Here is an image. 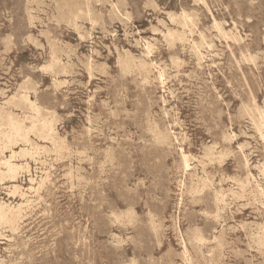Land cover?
<instances>
[{
  "label": "rangeland",
  "instance_id": "rangeland-1",
  "mask_svg": "<svg viewBox=\"0 0 264 264\" xmlns=\"http://www.w3.org/2000/svg\"><path fill=\"white\" fill-rule=\"evenodd\" d=\"M76 2L75 26L68 0H0V103L26 79L63 140L57 152L30 136L49 150L18 160L25 198L0 182L1 201L25 202L14 227L0 225V264H264V136L243 111L264 109V0ZM182 11L184 29L168 18ZM166 28L185 38L165 39ZM126 49L155 63L148 80L121 67ZM53 50L65 72L40 69ZM212 144L222 159L205 157ZM29 178L45 180L31 191Z\"/></svg>",
  "mask_w": 264,
  "mask_h": 264
},
{
  "label": "bare ground",
  "instance_id": "bare-ground-1",
  "mask_svg": "<svg viewBox=\"0 0 264 264\" xmlns=\"http://www.w3.org/2000/svg\"><path fill=\"white\" fill-rule=\"evenodd\" d=\"M77 0H68L71 4L75 5V11L72 13V18H73V23L76 24V21L78 18H80V15L83 13L82 8L77 5ZM61 6V5H60ZM59 6V7H60ZM116 8V5H115ZM62 10V7L60 8ZM59 9V11H61ZM68 9V8H67ZM114 9V8H113ZM63 11V10H62ZM127 11V10H126ZM65 13V12H64ZM70 13V12H69ZM68 14V13H67ZM71 14V13H70ZM86 14H90L89 7L87 6L86 8ZM32 16V15H31ZM60 16V15H59ZM62 16V15H61ZM66 18V15H65ZM168 18L170 19L171 22H179L182 25V28L184 29L185 27L188 26V22L191 21L190 16L185 12L182 11L180 14H175V13H168ZM90 22V21H89ZM216 22V21H215ZM216 27L222 32L223 28L219 27L217 23H215ZM165 32H161L162 36L167 39V40H183L185 38V32L184 30L182 31H177L173 30L170 28H166ZM76 31V30H75ZM80 32V31H79ZM78 33V32H77ZM80 34V33H79ZM223 35V34H221ZM82 38L83 36L80 35ZM50 41V40H49ZM48 41V42H49ZM138 41V40H137ZM136 41V42H137ZM54 42V41H53ZM139 42V41H138ZM169 42V41H168ZM137 44V43H136ZM169 44V43H168ZM54 45V44H53ZM55 46V45H54ZM152 46L151 42L149 41H144V49L145 52H141L142 56L149 57L150 54L152 53ZM193 49L195 50L197 57L200 55L199 52V46L197 43L193 42L192 44ZM50 48V45H49ZM52 48V47H51ZM57 47H54V49ZM58 49V48H57ZM116 49V48H115ZM118 49V48H117ZM143 49V50H144ZM118 51V50H117ZM58 52V51H57ZM55 50H53L52 54L50 55V61L46 64H43L40 69H45V70H53L54 68L58 67V69H54L58 72H65V65L63 62H60V58H58L55 53ZM51 53V52H49ZM60 53V52H58ZM140 54V55H141ZM60 57V56H59ZM68 58V57H67ZM117 59V57H116ZM67 61V60H66ZM65 61V62H66ZM119 64L124 70H133L136 71L138 74H140L144 80H148L149 78V73L151 71V68L155 67V63L152 61H146L144 58H136L129 50H124V54L122 55L120 53L118 60ZM85 64L86 67L89 66V69L92 68L91 63ZM174 62H177V60H174ZM173 62V63H174ZM69 63V62H68ZM100 64V63H99ZM118 64V63H117ZM118 64V65H119ZM67 65V64H66ZM105 64L101 65L104 67ZM73 66V65H72ZM100 66V65H99ZM88 68V67H87ZM98 68V67H97ZM121 68V69H122ZM73 69V68H72ZM73 71V70H72ZM71 71V72H72ZM89 71V70H88ZM91 71V70H90ZM52 72V71H51ZM69 72V71H68ZM53 73V72H52ZM51 73V74H52ZM92 73V72H91ZM56 74V73H55ZM90 74V72H89ZM53 75V74H52ZM51 75V76H52ZM60 75V73H59ZM65 75V74H64ZM155 78L162 84L164 85L163 79L161 77L160 73H157ZM53 79V78H52ZM28 81V78H27ZM30 81V80H29ZM52 82V81H51ZM55 86L62 84L63 80L55 79L53 81ZM66 82V81H65ZM143 82V81H142ZM151 82V81H150ZM26 82V79H24L19 85L18 89L16 92L13 94L9 95L2 103H0V182H3L4 180H9L12 182V184L9 186V190L11 194H17L19 193L22 198H25V193L22 192V187L19 184H15L16 178L20 170L27 168L26 163H20L18 160L21 158L25 157H34L38 153H42V151H48L49 148L46 145L38 144L31 139V135L37 136L39 139H42L43 142H49L51 144V147L55 151H61L63 149V140L57 136L55 132V121H56V114L54 113L55 111H51L50 113L46 112L44 113L42 111V107L33 99H30L26 89L28 88ZM145 83V82H144ZM147 83V81H146ZM52 84V85H53ZM58 88V87H57ZM68 88V87H67ZM30 91V90H29ZM5 94V93H3ZM30 94V93H29ZM9 104H14L15 106L24 108L26 110H29L31 112L30 115H18L16 113H13L10 111L7 106ZM140 104V102H139ZM148 109V107H147ZM146 109V110H147ZM164 109V108H162ZM46 110V109H45ZM47 111V110H46ZM243 111L247 113L251 121L253 122V126H255L256 131L258 133H261L264 136V109L258 107L256 104H254L253 108L250 107H243ZM57 112V111H56ZM146 112V111H145ZM148 113V111H147ZM146 114V113H145ZM143 115V114H142ZM149 115V114H147ZM256 115V116H255ZM147 117V116H146ZM145 117V118H146ZM148 120V118L146 119ZM26 121L29 123L26 124ZM148 126L149 122L147 121ZM156 124V123H155ZM57 126V125H56ZM147 126V127H148ZM149 129V128H148ZM151 129V128H150ZM168 129V128H165ZM170 130V129H169ZM166 131V130H165ZM168 132V131H167ZM224 134V133H223ZM224 136V135H223ZM232 136L231 135H226L224 136V139H230ZM264 138V137H263ZM155 139L157 140L156 142H166L168 139V133L158 131L155 134ZM222 139V136H221ZM222 139V140H224ZM41 141V140H40ZM154 141V140H153ZM45 144V143H44ZM244 145V144H242ZM208 146V145H207ZM240 148V147H239ZM65 149V148H64ZM205 149V157L209 158L210 160H215V159H222L225 152L222 150H219L218 152L214 151L216 149L215 145H210ZM237 151V150H236ZM69 152V151H67ZM7 153V154H6ZM44 153V152H43ZM61 153V152H60ZM66 153V152H65ZM217 153V155L215 154ZM232 154V152H230ZM67 155V154H66ZM74 155V154H73ZM248 156V155H247ZM180 162L184 170H187L190 166L189 163V157L181 153L180 154ZM199 158V157H198ZM26 159V158H25ZM221 161V160H219ZM211 164V163H210ZM213 164V163H212ZM29 165V164H28ZM179 165V164H178ZM203 167V166H202ZM245 168V167H244ZM248 168V167H247ZM32 169V168H31ZM26 170V169H25ZM30 170V169H29ZM204 170V168H203ZM260 171L264 175V163L260 165ZM23 173V172H22ZM30 173V172H29ZM28 173V174H29ZM204 174V172H203ZM250 174V171H249ZM248 174V175H249ZM24 175V174H23ZM26 175V174H25ZM47 175V173H46ZM245 176V175H244ZM246 177V176H245ZM244 177V178H245ZM253 177V176H252ZM33 178V177H32ZM29 178L28 182L30 183L29 186H27V189L36 191L41 184L44 182L45 178L40 179L37 183H35V180ZM192 178V177H191ZM211 178V177H210ZM28 179V178H27ZM239 179V178H238ZM249 178H245V182L248 183ZM251 179V178H250ZM19 180V179H18ZM237 180V179H236ZM235 180V181H236ZM241 180V179H240ZM220 181V180H219ZM239 181V180H238ZM243 181V180H242ZM15 182V183H13ZM48 182V181H46ZM214 182V181H213ZM241 182V181H240ZM251 182V181H250ZM18 183V182H17ZM245 183V184H246ZM34 184H37L35 187ZM206 184V183H205ZM219 184V183H218ZM241 185L244 184V182L240 183ZM250 184V183H249ZM254 184V183H253ZM238 185V184H237ZM262 185V184H261ZM244 186V185H243ZM4 187V186H3ZM258 187V185H257ZM5 188V187H4ZM8 189V188H7ZM41 189V188H40ZM239 189V188H238ZM205 190V189H204ZM231 190H233L231 188ZM241 190V189H240ZM234 191V190H233ZM238 192V190H235ZM243 191V189H242ZM217 192V191H216ZM225 192V191H224ZM259 192L262 196H264V188L261 187L259 188ZM40 193V192H39ZM230 193V191L228 192ZM241 193V192H240ZM9 194V195H11ZM31 194H36V193H31ZM38 194V193H37ZM237 194V193H236ZM7 195V194H6ZM39 195V194H38ZM217 200L222 199L223 194L218 191L216 194ZM231 195H233L231 193ZM238 195V194H237ZM17 196V195H16ZM15 197V196H14ZM27 197V196H26ZM236 197V195H235ZM2 198V197H1ZM16 199V198H15ZM215 199V200H216ZM7 200V199H6ZM21 200V199H20ZM24 200V199H23ZM214 200V199H213ZM19 201V200H18ZM25 203V202H24ZM23 202L17 203L16 205H10L9 202L5 203L4 201L0 200V225L5 224L6 226L14 227L15 224L17 223L18 219L20 218V214L23 208ZM30 203V202H29ZM28 204V203H27ZM215 204V203H214ZM223 207V206H222ZM216 208V205H215ZM130 211V209H127ZM126 211V210H125ZM217 210H215L216 212ZM27 212V211H26ZM124 213V212H123ZM127 213V211L125 212ZM124 213V215H126ZM129 213V212H128ZM133 213V211H132ZM116 214V213H115ZM130 214V213H129ZM214 214V213H213ZM220 214L217 213V216ZM114 215V214H113ZM119 215V214H116ZM122 216V213H121ZM26 217V216H25ZM116 217V216H115ZM125 217V216H124ZM130 217V216H129ZM118 218V217H117ZM119 219V218H118ZM218 219V218H217ZM219 220V219H218ZM217 220V221H218ZM216 221V220H215ZM21 222V221H20ZM154 224V223H153ZM259 224V223H258ZM257 224V225H258ZM261 225V224H260ZM152 227V225H151ZM261 227V226H260ZM263 227V226H262ZM193 228V227H192ZM198 228V227H197ZM259 228V227H258ZM196 229V228H195ZM215 229V228H213ZM156 230V229H155ZM159 230V229H158ZM262 230V228H261ZM9 231V230H8ZM188 231V230H187ZM260 231V228H259ZM2 232V231H1ZM153 232V228H152ZM220 231H218L219 234ZM223 232V231H222ZM191 233V232H190ZM257 233V231H256ZM261 233V232H260ZM155 234V232H154ZM187 234V233H186ZM192 234V233H191ZM223 235V234H222ZM216 236V235H215ZM217 237V236H216ZM254 237V236H253ZM192 238V237H191ZM225 238V237H224ZM200 239V238H199ZM218 239V238H217ZM256 240V239H255ZM192 241V240H191ZM189 242V241H188ZM259 242L264 244V238L259 239ZM193 243V242H192ZM216 243V242H215ZM9 244V243H8ZM197 248V246H196ZM186 249V247H185Z\"/></svg>",
  "mask_w": 264,
  "mask_h": 264
}]
</instances>
